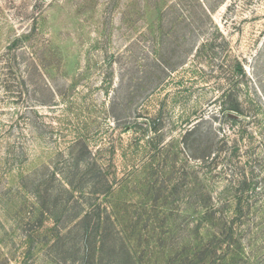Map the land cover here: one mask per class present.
I'll list each match as a JSON object with an SVG mask.
<instances>
[{"label":"rangeland","instance_id":"1","mask_svg":"<svg viewBox=\"0 0 264 264\" xmlns=\"http://www.w3.org/2000/svg\"><path fill=\"white\" fill-rule=\"evenodd\" d=\"M225 87L264 106V0H0V264H264V189L217 242L181 143Z\"/></svg>","mask_w":264,"mask_h":264},{"label":"trees","instance_id":"2","mask_svg":"<svg viewBox=\"0 0 264 264\" xmlns=\"http://www.w3.org/2000/svg\"><path fill=\"white\" fill-rule=\"evenodd\" d=\"M237 68L243 73L240 64H237ZM221 94L223 99L221 109L227 122L228 131L220 132V130L210 128L201 132L200 120H198L186 131L181 143L184 148L188 137H191L193 146L187 147L191 151V155L187 157L194 161L197 169L203 170L207 176L206 179L219 181V191L214 198L210 190L206 192V196L212 204L205 205L207 211L203 215L208 222V217L218 220L217 223L209 222L211 229L208 231H212L213 237H221L217 242H226L228 246L235 241L236 229H239L238 227L244 223L243 219L248 216L251 210L253 203H250L251 199L255 197V193H258L257 190L264 189V106L242 99L237 90H233L232 87H225ZM191 148L200 153L192 154ZM113 190L111 188L108 192L109 197H105V203L108 204L105 205L106 211L111 210L113 203L109 199H112ZM219 206L220 210H218ZM116 214L112 218V223L116 227L122 221L133 219L127 217L122 220L120 219L121 215L118 212ZM121 214L126 216L124 213ZM111 215L108 219L111 218ZM202 218L204 217L202 216ZM136 231L138 234L144 232L137 227ZM132 243L133 239L123 241L126 246H132ZM211 243L212 240L209 244ZM199 250L200 248L196 251L197 256L193 253L180 255V257L184 258V263H187L190 259L198 258ZM155 253L159 254L158 248Z\"/></svg>","mask_w":264,"mask_h":264}]
</instances>
